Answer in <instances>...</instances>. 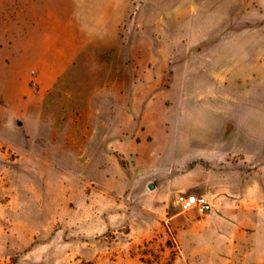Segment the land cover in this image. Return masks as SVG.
I'll use <instances>...</instances> for the list:
<instances>
[{
  "label": "rangeland",
  "instance_id": "1",
  "mask_svg": "<svg viewBox=\"0 0 264 264\" xmlns=\"http://www.w3.org/2000/svg\"><path fill=\"white\" fill-rule=\"evenodd\" d=\"M0 264H264V0H0Z\"/></svg>",
  "mask_w": 264,
  "mask_h": 264
},
{
  "label": "built area",
  "instance_id": "2",
  "mask_svg": "<svg viewBox=\"0 0 264 264\" xmlns=\"http://www.w3.org/2000/svg\"><path fill=\"white\" fill-rule=\"evenodd\" d=\"M176 202L181 211H195L207 217L217 216L214 204L205 194L180 192L176 195Z\"/></svg>",
  "mask_w": 264,
  "mask_h": 264
},
{
  "label": "crops",
  "instance_id": "3",
  "mask_svg": "<svg viewBox=\"0 0 264 264\" xmlns=\"http://www.w3.org/2000/svg\"><path fill=\"white\" fill-rule=\"evenodd\" d=\"M69 7L72 8L71 6H69V5L66 6L65 4L63 6H61V11L59 12L60 13L59 17H61V18H79V17H81V11H79L78 8L76 10H71L69 13ZM74 8H75V6H74ZM47 13L44 14V12H42L40 14V17L41 18H47ZM96 15L98 16L97 12H96ZM102 16H103V14L100 15V17H102Z\"/></svg>",
  "mask_w": 264,
  "mask_h": 264
},
{
  "label": "water",
  "instance_id": "4",
  "mask_svg": "<svg viewBox=\"0 0 264 264\" xmlns=\"http://www.w3.org/2000/svg\"><path fill=\"white\" fill-rule=\"evenodd\" d=\"M150 187H152V186H150Z\"/></svg>",
  "mask_w": 264,
  "mask_h": 264
}]
</instances>
